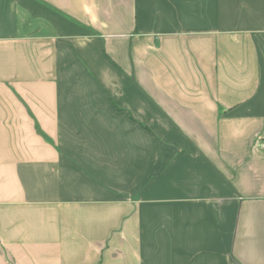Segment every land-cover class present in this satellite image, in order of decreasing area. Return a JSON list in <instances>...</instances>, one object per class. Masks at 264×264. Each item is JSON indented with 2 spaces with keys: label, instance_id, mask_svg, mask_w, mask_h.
Here are the masks:
<instances>
[{
  "label": "crops",
  "instance_id": "obj_1",
  "mask_svg": "<svg viewBox=\"0 0 264 264\" xmlns=\"http://www.w3.org/2000/svg\"><path fill=\"white\" fill-rule=\"evenodd\" d=\"M264 0H0V264H264Z\"/></svg>",
  "mask_w": 264,
  "mask_h": 264
},
{
  "label": "built area",
  "instance_id": "obj_2",
  "mask_svg": "<svg viewBox=\"0 0 264 264\" xmlns=\"http://www.w3.org/2000/svg\"><path fill=\"white\" fill-rule=\"evenodd\" d=\"M263 142H264V140H263Z\"/></svg>",
  "mask_w": 264,
  "mask_h": 264
}]
</instances>
